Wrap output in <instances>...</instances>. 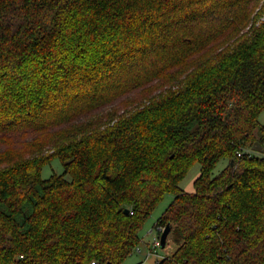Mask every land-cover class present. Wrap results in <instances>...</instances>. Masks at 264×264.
Here are the masks:
<instances>
[{
    "label": "trees",
    "instance_id": "obj_1",
    "mask_svg": "<svg viewBox=\"0 0 264 264\" xmlns=\"http://www.w3.org/2000/svg\"><path fill=\"white\" fill-rule=\"evenodd\" d=\"M263 15L264 0H0V264H121L168 193L156 227L178 246L159 264H264V155L247 151L264 143Z\"/></svg>",
    "mask_w": 264,
    "mask_h": 264
},
{
    "label": "rangeland",
    "instance_id": "obj_2",
    "mask_svg": "<svg viewBox=\"0 0 264 264\" xmlns=\"http://www.w3.org/2000/svg\"><path fill=\"white\" fill-rule=\"evenodd\" d=\"M264 19V15L261 17ZM260 125L264 124V112L261 113L259 117ZM260 125L255 130V134L258 135L260 133ZM34 136L32 134L27 135L28 139H32ZM5 147L0 146V150H3ZM252 154H256L259 156L264 155V143L256 142L251 148L247 150ZM229 163L228 159H222L217 164L216 168L213 171V175H217L220 173ZM64 172L63 163L60 159H54L51 163L46 164L42 168V177L44 179H48L52 175H59ZM201 172V165L199 163H195L186 176L180 182V188L182 191L191 193L195 191V181L199 177ZM67 179H70V176H66ZM174 198L173 194H166L163 200L157 205L152 214L145 221L143 227L140 230V236L142 241L138 248L134 250V252L127 257L121 264H155L158 260L170 256L177 248L178 242L174 240L173 234L168 237V242L165 247L153 248V243L155 238L158 236V230L156 227V223L158 219L163 215V213L168 208L169 204L172 202ZM151 249V250H150ZM150 251L152 253H150Z\"/></svg>",
    "mask_w": 264,
    "mask_h": 264
},
{
    "label": "built area",
    "instance_id": "obj_3",
    "mask_svg": "<svg viewBox=\"0 0 264 264\" xmlns=\"http://www.w3.org/2000/svg\"><path fill=\"white\" fill-rule=\"evenodd\" d=\"M239 155H241V153H239ZM164 228L165 227H158L157 228L158 236L155 238L154 243H153V248H155V250H153L154 252H156V248L161 247V234L164 231ZM150 253H152V252L150 251ZM92 264H95V262H92ZM155 264H159V260Z\"/></svg>",
    "mask_w": 264,
    "mask_h": 264
},
{
    "label": "water",
    "instance_id": "obj_4",
    "mask_svg": "<svg viewBox=\"0 0 264 264\" xmlns=\"http://www.w3.org/2000/svg\"><path fill=\"white\" fill-rule=\"evenodd\" d=\"M170 229H171L170 226H166L164 228V231L161 234V247L162 248L165 247V244H166V241H167V237H168V235L170 233ZM108 264H111V263H108Z\"/></svg>",
    "mask_w": 264,
    "mask_h": 264
}]
</instances>
